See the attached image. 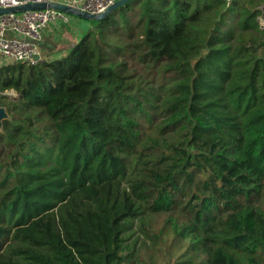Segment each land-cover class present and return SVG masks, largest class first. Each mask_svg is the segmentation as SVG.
<instances>
[{
	"label": "trees",
	"instance_id": "obj_1",
	"mask_svg": "<svg viewBox=\"0 0 264 264\" xmlns=\"http://www.w3.org/2000/svg\"><path fill=\"white\" fill-rule=\"evenodd\" d=\"M87 22L0 66V264H264V0Z\"/></svg>",
	"mask_w": 264,
	"mask_h": 264
},
{
	"label": "built area",
	"instance_id": "obj_2",
	"mask_svg": "<svg viewBox=\"0 0 264 264\" xmlns=\"http://www.w3.org/2000/svg\"><path fill=\"white\" fill-rule=\"evenodd\" d=\"M118 0H0V8L60 3L90 14H101ZM230 1V0H227ZM71 23L68 13L51 7L0 14V58L8 63L36 65L43 58L40 44L47 28ZM53 26V27H52ZM4 62V61H3ZM1 61V63H3ZM6 94L16 97L15 90Z\"/></svg>",
	"mask_w": 264,
	"mask_h": 264
},
{
	"label": "rangeland",
	"instance_id": "obj_3",
	"mask_svg": "<svg viewBox=\"0 0 264 264\" xmlns=\"http://www.w3.org/2000/svg\"><path fill=\"white\" fill-rule=\"evenodd\" d=\"M70 17H71V23L59 25L53 30L55 32L49 37L50 38L49 42H51L50 49L58 51L57 53L71 49L79 40L77 34L82 33L87 28V25H83L84 21L86 20L78 18L75 15H70ZM76 20H79L80 22L79 21L76 22ZM46 53H52V52L47 50ZM53 55H56V52L46 56L52 57ZM0 128L2 129V125H0ZM163 218L164 216L155 218L154 223L160 225L161 220Z\"/></svg>",
	"mask_w": 264,
	"mask_h": 264
},
{
	"label": "water",
	"instance_id": "obj_4",
	"mask_svg": "<svg viewBox=\"0 0 264 264\" xmlns=\"http://www.w3.org/2000/svg\"><path fill=\"white\" fill-rule=\"evenodd\" d=\"M130 1L132 0H118L116 3L111 5L105 12L101 14H90V13L74 9L72 7H69L67 5L60 4V3H50V4L38 3V4L20 5V6L11 7V8H0V14H6V13H11V12L17 13V12L27 11L31 9H44L46 7H51V8L60 10V11H64L68 13L69 15H75L78 18H81L86 21H91V20L99 21V20L104 19L106 16H108L112 11L116 10L118 7ZM7 116L8 115H7V111L5 107L0 106V125H2L3 119L6 118Z\"/></svg>",
	"mask_w": 264,
	"mask_h": 264
},
{
	"label": "crops",
	"instance_id": "obj_5",
	"mask_svg": "<svg viewBox=\"0 0 264 264\" xmlns=\"http://www.w3.org/2000/svg\"><path fill=\"white\" fill-rule=\"evenodd\" d=\"M79 20H76V22H78ZM80 22V21H79ZM83 23V22H82ZM83 25H87L88 26V22L87 21H84V23H83ZM59 25H57V26H52L53 28L51 29V27L50 28H47L45 31H44V33H43V41L41 42V44H40V49H41V54H42V56L43 57H48V56H46V55H49V54H52V53H55L56 52V54H57V52L58 51H55V50H53V49H50V44H51V42H49V40H50V36L55 32V31H53L56 27H58ZM53 31V32H52ZM80 34V33H79ZM78 35V34H77ZM53 42H54V40H53ZM47 50H49V51H51L52 53H46V51ZM61 51V50H60ZM62 52V51H61ZM53 56H55V55H53ZM1 61L3 62V61H5L3 58H0V66H2V65H4L5 63L3 62V63H1Z\"/></svg>",
	"mask_w": 264,
	"mask_h": 264
}]
</instances>
